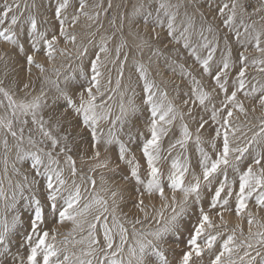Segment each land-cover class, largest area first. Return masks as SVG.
I'll list each match as a JSON object with an SVG mask.
<instances>
[{
	"label": "snow or ice",
	"instance_id": "snow-or-ice-1",
	"mask_svg": "<svg viewBox=\"0 0 264 264\" xmlns=\"http://www.w3.org/2000/svg\"><path fill=\"white\" fill-rule=\"evenodd\" d=\"M153 4L155 8L152 7ZM202 5L206 6L210 13L214 11L215 15H206ZM94 6L101 8L102 4L96 3ZM30 7L37 8L36 0H33L31 5L24 0L23 8H21V0H11V2L4 0L0 8V26H2L0 40L25 57L29 73L33 66L39 69L44 83L51 84L56 95L50 105L48 94L43 87L38 94L25 93L24 98L15 99L10 90L0 86V110H2L0 157L3 162V177L0 178V264H170L165 251L166 247L172 248L169 238L180 232L181 222L192 205L198 209L197 223L189 234L186 250L181 251L177 264H204L206 251L209 254L207 264H237V260L232 257L241 248L244 251L243 255L239 256V264H264V232H253L252 225L258 221H255L251 212H248L247 237L237 243L236 229H240L243 236V229L237 224L232 233L223 240L220 250L213 251V246L221 233L212 234L208 230L221 226L226 228L227 223L223 213L218 212L216 215L220 218V224H216L202 204V188L212 185L213 180L219 175L223 180L219 181V186L211 197L209 209L219 206L225 211L229 210V200L233 196L236 200L238 217L248 208L250 199H254L259 208H264V119L261 120L259 132L254 133L243 146H230L228 129L233 109L246 113L243 102L238 99V93L243 92L246 98L255 100L264 110V85L257 87L256 84H252L249 88L246 80L249 47L260 54L259 58L251 59V65H264V0H140V3L134 6L132 16L140 17L145 26V33L148 32L149 25L151 26L149 39L158 42L167 40L169 43L181 45L200 66L202 75L211 77L216 87L225 94L221 102L222 110L226 111L223 122L218 119L221 109L213 106L210 116L213 122L220 125L216 129V136L208 141L214 155H210L201 147L204 143L202 130L205 129L208 121L203 116L197 119L194 109L199 107L207 110L215 88L206 91L201 81L186 69L184 64H177L176 61H171L169 64L166 58L165 63L169 69L175 71L178 67L180 75L190 77L193 85L190 92L185 94L187 98L183 100V107L187 111H178L168 99V93L155 80L149 78L148 68L137 63L136 71L139 79L143 81L142 104L149 113L144 122L147 135L139 130L133 135L131 128L125 132V125L130 124L128 117L138 111L137 105L129 97L127 105L121 102L120 115L112 118L111 106L107 103L112 97L107 96V99H104L107 89L101 90L103 77L101 68L104 66V61L100 54L109 52L108 41L112 37H101L99 51L94 54V59L90 60L88 71L81 70L79 78L64 76V86L61 87L59 70L53 66L52 71L56 73L57 79H49L45 75L47 69L37 61L36 56L42 51L43 46L44 55L48 62L52 63L60 38H63L66 44H76L77 37L67 31L65 27L67 17L63 16L64 10L69 7V0H56L54 16L59 22V31L58 33L53 31L51 35L48 30H39L37 18L31 11L22 19L24 11ZM86 7H88L86 0H79L78 13L95 21L100 13L96 12L95 16H89L85 11ZM108 8H111L110 2ZM79 14L72 16V26L78 22ZM217 19L219 24L216 23ZM25 23L28 25L27 31L22 26ZM193 36L197 37L195 42ZM22 37L29 41L30 51L25 49ZM140 38L142 45L149 44V39L142 36ZM221 42L222 55L219 61H215L214 57ZM233 42L242 49L238 51L235 61L232 54ZM88 43L91 44V40ZM124 46L125 42L121 38V43L115 49L117 59L120 58V51ZM201 50H205L207 54L202 56ZM59 51L61 55L68 54L66 49ZM88 51L86 45L77 48V59L87 56ZM156 54H159L158 49L154 52V55ZM8 56L7 50H0V60ZM124 60H127V54ZM236 65L239 68L232 82L233 90L229 94V70ZM258 71L264 72V67H259ZM119 73L122 78L123 62L120 64ZM2 83L0 81V84ZM108 84L111 85L110 78ZM120 87L121 79L118 78L116 88L112 91ZM24 88H29V84L26 83ZM49 109L48 115L45 116V111ZM252 111H256L255 105ZM186 115L197 124L195 144L200 155L197 161L200 172L197 174L193 171L192 179L187 181L186 176L191 163L186 155L171 159L166 176L158 166L160 161L166 159L162 154L165 151L169 157L177 146L186 151V145L193 137L189 125L183 123ZM178 118L182 122L180 138L170 141L165 150L162 148V140L169 136ZM101 122L109 123L107 130L101 126ZM74 127H79L80 132H77V136L81 140L84 139L82 135L84 130H87L91 138L92 155L89 159L97 163L89 168V173L95 172L97 168H106L120 175L121 180L126 183L134 181L135 192L139 197L134 207L145 213V219L148 215L144 208L145 193L149 196L158 194L164 202L162 208H170L171 215L165 216L163 211L158 212L159 219L154 217L157 227L151 230L137 229L136 225L142 223L139 218L129 220L128 223L132 225L133 240V243L129 244L128 228L117 215L120 201L124 200L119 189L110 190V196L106 199L96 192L95 178L80 172V180L90 186L94 193L91 199L81 204L82 184L76 183L78 169L76 160L71 155L73 148L70 139L73 138ZM221 130H223L222 149H217L216 139L221 136ZM121 133L127 136V140L122 138ZM137 143L147 165L143 177L141 165L132 149ZM114 145L118 147L116 161L108 156L101 159V148L104 153H108ZM13 152L15 159L11 163V172L13 176L19 177L15 181L8 175L9 156ZM246 154L251 157V162L247 164H245ZM60 157H63V164L73 178L71 187L68 186V179L64 175L65 167L61 166ZM24 163H29L27 171H21L17 167V164ZM121 163L127 166L126 173L121 169ZM229 168L238 174V191H235L229 183L227 173ZM5 180L7 188H5ZM41 180L44 181L43 202L40 195ZM165 188L171 193L170 197L166 195ZM88 190V187H83L84 192ZM177 193L180 194L179 199ZM21 201H25L32 209L31 228L17 250L12 252V236L17 226L22 223L18 209ZM45 208L48 210V215L57 223L70 221L73 225V233L86 231V235L78 240L73 237L71 241L73 248L76 245L81 246L78 253L69 251L67 247L57 246L55 228L50 230L43 228ZM88 215L92 216V220L87 219ZM62 243L67 245L69 241L65 238ZM21 249H26V253L22 254ZM253 251L255 255L252 254Z\"/></svg>",
	"mask_w": 264,
	"mask_h": 264
},
{
	"label": "bare ground",
	"instance_id": "bare-ground-1",
	"mask_svg": "<svg viewBox=\"0 0 264 264\" xmlns=\"http://www.w3.org/2000/svg\"><path fill=\"white\" fill-rule=\"evenodd\" d=\"M77 1L79 2V0H77ZM9 2H11V0H9ZM21 2H22L21 3V7H22L24 0H21ZM32 2H33V0L27 1V3L29 5H31ZM75 2H76V0H69V7L66 10H64L63 16L67 17V19L65 21V27H66L67 31L70 33H74L77 37L76 44L75 45H73L71 43L66 44L64 42L63 38H60L59 44L57 45V52L55 53V59L52 61V63H49L46 56L44 55L43 46H42V51L37 54L36 59L39 63L44 65L45 69H47V72L45 73V75H47L49 77V79L54 80L53 75H56V73L54 71H52L53 66L56 69H58L59 71L61 70V68L65 69L62 66L64 63H66L69 60L68 57L71 56L72 54H73L72 58L75 56L77 57V55H76L77 48H82V46L86 45L89 49L87 56L83 57L82 59L76 58V61L71 64V72H69L68 74L65 73L67 75L63 74L64 72H60V76L62 74V77L72 76L73 72H75L77 70L80 71V69H85L87 67V65L85 66V64H86L88 59H90V60L94 59V54L99 51V44L101 42V37H112V39L108 41L109 52L107 54L101 53L100 55H101V59L104 61V66L101 68V70L107 71L108 76H106V77H107V79H109V78L111 79V85L106 84L105 87H107V89L109 88L110 92H111L112 89L116 88V80L118 78L121 79V87L119 89H117L116 91H114L116 98H112L113 99L112 102L114 101V103L116 105V108H114L115 109L114 114H116V112H119V115H120V104H121V102H123V103H125V105H127L129 97H131L133 99L134 103L138 107V111L134 115H131L128 117L130 124L125 125V132H127L131 128L133 131V135H135L137 130L142 131L145 133V135H147V129L144 126V122H145L144 117L141 115V114H143V112L140 114V111L143 109H142L141 105H139L140 103H137L139 101V99L143 98L140 95H138V92H139L138 89L139 88L142 89L143 81L139 79V74L136 71L137 63L143 64V65H145L146 68H148L149 78L155 80L160 85V87L162 89L165 88V91L167 89L166 92H168V95L171 96V100L175 104H178L180 102V104L176 105L177 107L180 108L179 109L180 111H183L185 109L183 107V100L186 99L187 96L185 95L183 97H180L178 102L176 101V98L179 96V92L180 93L182 92L184 94L190 92V89L193 86L192 81H191L190 77L181 76L180 75V69L178 67H176L175 65H172V67H176V70L171 71L169 69L168 65L165 63L166 58H168L169 64H171V61H176L177 64H184L185 68L188 69L189 71H191L192 74L194 76H196V78L198 80L201 81V85L203 86V88L206 91L209 90L208 85H207V83L209 82V80L207 81V78L209 79V77L207 75H202V70H201L200 66L194 62V60L191 56L188 55L187 50L183 49V47L181 45L169 43L167 40H164L163 42H158V41L149 39L151 36V26L149 25L148 32L145 33V31H144L145 26H144L142 20L140 19V17H138V16L133 17L132 16L134 6L138 5L140 3V0H86L88 7L85 8V11L88 13L89 16H95L96 12L100 13L99 17L95 21L89 20L88 17L83 15V14H79L78 13L79 4H77ZM109 2L111 3L110 10L108 8ZM46 3H47L46 0H36L37 8L33 9L30 7V10L32 9L31 12L37 18L39 30H41V31L48 30L49 35H51L53 31L58 33L59 22L55 19V16H53V15L49 16L51 11H50L49 5L46 6ZM96 3H101L102 7L96 8L94 6ZM1 4H4V0H0V8H2ZM152 6H153V8H155V4H153ZM201 7H202V10L206 13V15H209V16L215 15V12L213 11L210 13L206 6L202 5ZM107 9H108V12H107ZM109 11H111V12H109ZM190 11H191V9H190ZM181 12H183V9H181ZM114 13H116V15ZM120 13H126V17H125L123 22L119 20ZM28 14H29V12H24L22 19L24 17H27ZM77 14H79V20L74 26H72L71 25V18L73 15H77ZM113 21H114V23H113ZM197 23H199V19H197ZM216 23L219 24V19H217ZM121 24H123L122 28H121ZM22 26L24 27L25 31H27L28 26H26V23ZM0 28H2V26H0ZM223 31H225V30H223ZM137 33H139V35H137ZM141 36L144 37L145 39H149L148 45H142V41L140 38ZM121 38L125 42V46L121 48L120 58L117 59L115 49L121 43ZM21 39L25 45V49L27 51H30L29 41L24 37H22ZM192 39H193V42H195L197 40V37L193 36ZM89 40H91V44L88 43ZM233 44H235V43H233ZM165 45H167V47H165ZM235 45L239 46L238 44H235ZM141 48L143 49L142 53L140 52ZM59 49H66L68 54L67 55H61ZM157 49L159 50V54L154 55V52ZM235 49H233V50L235 51ZM0 50H7L9 52V56L5 58L4 62L0 63V80L3 82L2 84L6 87V89H9L10 92H12V94H14V97L16 99L24 98L25 93H30V95L38 94L41 87L44 88V90L47 92L48 95H51V98L56 95L55 90H53L54 88L51 87L52 85L44 83L43 76L41 75L39 69H37L33 66L31 69V73H29L28 65L26 63L25 57L22 54H18L16 49L12 48L10 45H8L4 41L0 40ZM222 51H223V43L221 42L220 48L214 57L215 61H219V59L222 55ZM125 54H127V60L126 61L124 60ZM206 54L207 53L205 50H201L202 56H204ZM249 55H251V54H249ZM253 55L254 56L251 55L249 57L248 69L253 68V67H257V68L264 67V65H256V66L251 65V59L252 58H254V57L259 58L260 57V56H255V54H253ZM234 56L235 55H233V60L235 61L237 59V57H234ZM113 61H115V63H113ZM121 62H123V77L122 78L120 77V73H119V68H120ZM88 67H89V65H88ZM238 68H239V66L236 65L229 70V94L233 90V83L232 82L235 79L236 73L238 72ZM214 71H215V67H214ZM253 72L251 70L246 71V80H248L250 77V80L247 81L248 87L250 88L252 84H256L257 87H259L260 85H264V77H261V78H263V79H261L258 77V75H260V74H257V77L254 78L253 75L255 76V74H253ZM157 73H160V74L158 75ZM135 78H138L139 81H136ZM133 80H134V84L130 85ZM26 83L29 84V88H27V89L24 88V85ZM129 85L131 86L130 88L127 87ZM209 87H210V85H209ZM210 88H212V87H210ZM133 90H134V94H133ZM220 93L223 96L225 95L221 91H219L218 93H216V92L213 93L211 102L208 103L209 112L212 111L213 106L216 109H219V107H222V105L221 106L218 105V95ZM257 94L259 95V93H257ZM30 95L28 98H30ZM238 99L243 102L244 107L246 109V113H240L238 109H233V117H232L233 121H236L238 123L234 124V127L232 128V130L235 129L236 127H238L237 129H239V127H240L239 125H241L240 123H242V121H244V120L245 121H249V120L253 121L255 119L260 118V115H261L260 113H261V111L263 112V110H261V108L256 104V101L251 100L249 98H246L244 96L243 92L238 93ZM48 102L50 105L52 104V101L51 102L48 101ZM254 105L256 106L255 112L252 111V107ZM0 111H2V110H0ZM49 111L50 110L45 111V116L48 115ZM205 111L203 109L197 107L194 109V115L197 116V119L200 116H203V118L205 119L206 115H207ZM113 117H114V115H113ZM233 121H232V123H234ZM102 123L103 122H101V126L105 130H107V128L110 126V125L108 126L109 123H107V126L104 125L106 122H104L103 124ZM181 123L182 122L178 118L172 126V128L176 129L175 134L173 133V136L175 135L177 137V139L180 138V132H181L180 125H181ZM183 123H187L189 125V128L191 131H193V129H196V127H197V124L193 120H191L187 115L185 116ZM241 127H243V126H241ZM209 131L210 130L206 125L205 129L202 130L203 140L209 138V136H208ZM229 131H230V129H229ZM240 132H239V130L231 132V135L229 134V142L231 141L232 138H234V137L237 138V136L241 135L242 133H240ZM210 134H211V131H210ZM121 136L123 139L127 140L126 135L121 133ZM73 137L75 138L76 136L73 135ZM74 140H76V139H74ZM74 140L72 139V141H74ZM173 140H175V139H172V141ZM76 141H78V140H76ZM85 141L87 142V140H85ZM238 143H240L238 140L231 141L230 146L236 147L237 145H239ZM168 145H169V142H168ZM190 145H191V143H190ZM138 148H139L138 146H135L132 149H133V152L135 153L137 159L140 161V157H138L139 156V153H138L139 149ZM73 149H74V151H77L76 153H74L75 159L76 160L78 159L77 163H81L83 165V167L87 168L88 171H89L90 167H92L95 163H97V161L89 159V157L92 155V149H91L90 143H88V142L87 143L82 142L81 144H80V142H79V144L75 143ZM188 149H190V147ZM172 151L173 152L176 151V154L178 153L177 148L173 149ZM183 151H184V149H183ZM173 152L171 153V155L173 154ZM72 155H73V153H72ZM105 156H108L113 161H116L117 153L114 152V149L112 150V148L109 149L108 153H104L103 148H101V159H104ZM174 157L175 156H173L172 158H174ZM187 157H188V155H187ZM79 158H80V160H79ZM10 159H12V160L15 159L14 152L12 154H10L9 160ZM61 166L64 167L63 160H61ZM195 166L197 167L196 164H195ZM109 167H112V165H109ZM121 169H123L126 173L127 166L125 164L121 163ZM66 172H68V171H66ZM92 173L94 174V177L96 180V192L100 196H103L104 198L107 199L110 196V190L119 189L122 192V194L124 196V200L120 201V208L118 209V211H120L124 216H125V214H127V216H135V217L139 218L140 215L145 214L144 212H140L136 207L132 206V202L136 203V201L139 199V197L137 196V194L134 195V192L130 191L132 189V187H129V185H128L129 183L125 184V182L121 180L120 175L114 174L113 172L109 171L106 168H97L96 171L92 172ZM144 173H145V171H144ZM8 175H9V178L13 179L14 181L16 179H18L16 176H13V174L10 170L8 172ZM66 176L68 177V174H66ZM2 177H3V174L0 178H2ZM102 177H103V179H102ZM191 179H192V175L186 176V181L191 180ZM72 180H73V178H71V177L68 178L69 183ZM75 180H76L77 184H82V188L83 187L89 188V190L84 193L83 200H82L83 203L86 202L87 200L91 199V196L94 193L90 189V186L83 184V182H81L80 179L75 178ZM4 183H5V186H7L6 180ZM133 186H134V184H133ZM165 192H166V195H168L169 197L171 196V193H168L167 189H165ZM179 198H180V194L177 193V199H179ZM143 200H144L145 212H147V214H148L147 216L151 215L152 219H154V217L156 219H159V217L157 216V213L160 211H163L164 215L171 214L170 208H162V204L164 202L161 201L158 194H154L152 196H149V195H147V193H145L143 196ZM109 203H111V200H109ZM123 205H124V207H123ZM128 205H130V207L126 208V206L128 207ZM124 209H126V213H125ZM218 209H219V207H218ZM225 213L226 212H224V215H225ZM228 214L226 216L228 221H231V222L237 221L236 218H238V217H233L232 215H228ZM255 215H257V214H255ZM120 218H122V217H120ZM262 218H264V216H262ZM156 219H154V220H156ZM194 219H192V220H194ZM144 224H146V223H143V225ZM252 226L255 227V225H252ZM77 236H81V235H77ZM126 247H125V250L127 251Z\"/></svg>",
	"mask_w": 264,
	"mask_h": 264
},
{
	"label": "rangeland",
	"instance_id": "rangeland-1",
	"mask_svg": "<svg viewBox=\"0 0 264 264\" xmlns=\"http://www.w3.org/2000/svg\"><path fill=\"white\" fill-rule=\"evenodd\" d=\"M27 1H31V0H26V2ZM47 1V3H46V6L47 5H49V7H50V14H49V16L50 15H53L54 16V10H55V7H56V0H46ZM22 3V2H21ZM75 3H77V4H79V2L76 0V2ZM76 4V5H77ZM3 6V4H1V7ZM153 7V6H152ZM21 8H23V6L21 7ZM32 10V9H31ZM30 10V8L28 9V10H26V11H24V12H29V11H31ZM109 10H110V8H109ZM107 12H108V9H107ZM106 12V13H107ZM109 12H111V11H109ZM115 15H116V13H114ZM122 14V15H121ZM125 17H126V13H120V17H119V20L120 21H124V19H125ZM26 26H28L27 25V23H26ZM226 31V30H225ZM230 39H231V37H230ZM234 43V42H233ZM236 44V43H235ZM235 44H233L232 46L234 47H232V49H235V51L233 50V52L234 53H232L233 55H235L234 57H237V51H240V50H242L241 48H240V46H237V45H235ZM239 48V49H238ZM142 51H143V49L141 48L140 49V52L142 53ZM249 51L250 52H248V54L247 55H249V54H251L252 56H254L253 54H255V56H260V54L259 53H257L253 48H251V47H249ZM237 52V53H236ZM252 52V53H251ZM251 55H249V57L251 56ZM72 56H73V54L71 55V56H69L68 58H69V60L66 62V63H64L63 64V68H65V69H62L61 68V70L59 71V73L60 72H64L63 74H65V73H69V72H71V64L73 63V62H75L76 61V56L75 57H73L72 58ZM4 60L5 59H2V60H0V63L1 62H4ZM89 62H90V59H88L87 60V62H86V64H85V66L87 65V67L85 68V69H80V71L79 70H77V71H75V72H73V75L72 76H76L77 78H79V74H80V72H81V70H83V71H88V65H89ZM256 68V69H255ZM255 69V70H254ZM249 70H251L252 72H253V74H255V76L253 75V77L254 78H256L257 77V74H260V75H258V77L259 78H261V77H264V72H260V71H258V68L257 67H253V68H249V69H247V71H249ZM102 72H103V77H102V79H101V90L102 91H105V89H107V87H105L106 86V84H108V79H107V77L106 76H108V72L107 71H104V70H101ZM257 72V73H256ZM249 73V72H248ZM67 74H65V75H67ZM262 74V75H261ZM64 76V75H63ZM53 77H54V80H56L57 79V75H53ZM209 77V76H208ZM252 77V76H251ZM252 77V78H253ZM63 78L64 77H62V74H61V76L59 77V79H60V83H61V87L62 86H64L63 85ZM261 79H263V78H261ZM62 80V81H61ZM135 80L136 81H139V79L138 78H135ZM209 80V82L207 83V85H208V88H209V90L208 91H212V89H214L215 88V92L216 93H218L220 90L215 86V81L214 80H212L211 79V77H209V79L207 78V81ZM250 80V77H249V79L247 80V81H249ZM1 81V80H0ZM189 82V81H188ZM132 84H134V80L131 82V84L130 85H132ZM209 85H210V87H212V88H210L209 87ZM0 86H2V87H4V88H6L3 84H1ZM232 86V85H231ZM52 87V86H51ZM53 89V88H52ZM164 90H165V88H163ZM9 90V89H8ZM53 90H55V89H53ZM138 95H140L141 97H143V95H144V93H143V91H142V89L141 88H139L138 89ZM166 91H167V89H166ZM12 93V92H11ZM168 93V92H167ZM258 95V94H257ZM107 96H111L112 98H116V96H115V93H114V91H111L110 92V89L108 88L107 89V91H106V94H105V97H104V99H107ZM183 96H185V94L184 93H180L179 92V96L176 98V101L178 102L179 101V98L180 97H183ZM15 98V97H14ZM168 98L170 99V101H172L171 100V96L170 95H168ZM16 99V98H15ZM50 99V100H49ZM52 99H53V97L51 98V95H48V101H52ZM112 100L113 99H111V100H108L107 101V103H108V105H110L111 106V111H112V118H114L115 116H117V115H119V112H116V114H114V112H115V109L114 108H116V105H115V103H114V101L112 102ZM224 100V96L220 93L219 95H218V105H222L221 104V102ZM137 103H140L139 105H141V107H142V109L143 110H141L140 111V114L143 112V114H141L143 117H144V121H146L147 120V118H148V115H149V113H148V111H147V109H146V107L142 104V98L141 99H139V101L137 102ZM172 103L176 106V105H178V104H180V102L178 103V104H175L173 101H172ZM61 107H62V103H61V105H60ZM177 107V106H176ZM180 108L179 107H177V110L178 111H180L179 110ZM186 109V108H185ZM183 110L184 112H186L187 111V109L186 110ZM207 109H208V107H207ZM219 109H221V111L219 112V115H218V119H220V121H221V123L223 122V118H225L226 117V111H223L222 110V107H219ZM50 110V109H49ZM262 110V109H261ZM205 111V110H204ZM206 112V118H205V120H207L208 121V124H206L207 125V127L209 128V130L211 131V134H210V131L208 132V136H209V138H207V139H205L204 140V143L201 145V147H203L204 148V150L206 151L207 150V152H209V154L210 155H214V153H213V150L210 148V146H209V144H208V141H209V139L211 140L213 137H215L216 136V129L217 128H219L220 127V125L219 124H217V123H215V122H213L211 119H210V116H211V112H209V109L208 110H206L205 111ZM0 113H2V111H0ZM139 113V112H138ZM261 115H260V118H258V119H255V120H253V121H242V123H240L241 125H239L240 127H239V129H237L238 127H236L235 129H233L232 130V128L234 127V124H236V123H238V122H236V121H233V116L231 117V118H229V120H230V123H229V126H228V128L230 129V131H229V134L231 135V132H233V131H238L239 130V132L240 133H242L241 135H239V136H237V138L236 137H234V138H232L231 139V141H234V140H238L240 143H238L239 145H237V146H243V144L244 143H246L247 141L246 140H249L252 136H253V134L254 133H256V132H259V130H260V127H261V120L262 119H264V110H263V112L261 111V113H260ZM113 115H114V117H113ZM235 119V118H234ZM232 121L234 122V123H232ZM249 122V123H248ZM104 123V122H103ZM102 123V124H103ZM107 123L108 122H106L104 125L105 126H107ZM232 123V124H231ZM252 123V124H251ZM251 124V125H250ZM205 125V126H206ZM231 125V126H230ZM108 126H109V124H108ZM241 126H243V127H241ZM77 129V130H76ZM73 131H72V133H73V135H75L76 137L74 138H72L73 140L74 139H76V140H78L79 142H80V144L83 142V143H90L91 144V138H90V136L88 135V132H87V130H84L83 132H82V135H83V137H84V139L83 140H81L80 139V137H78L77 136V132H80L79 130V127H74L73 129H72ZM63 131V130H62ZM175 131H176V129L175 128H172L171 129V132H170V134H169V136H166V137H164L163 138V140H162V148H164L165 150L168 148V142H170V140L172 141V139H177V137L174 135L173 136V133L175 134ZM193 137H192V140H190L188 143H187V145H186V150L187 151H183V149H181L179 146H177V149H178V153L176 154V151H172L173 152V156H175L176 157V155L177 156H181V158L183 157V156H187L188 155V158L190 159V163H191V167H190V169L191 170H189V173L187 174V175H192L191 173L193 172V171H195L197 174H199V172H200V169H199V167L197 166H195V164L197 165V161L199 160V158H200V155H199V152L197 151V146H196V144H195V129H193ZM244 135V136H243ZM37 138H38V136H37ZM167 138V139H166ZM170 138V139H169ZM241 138V139H240ZM72 139H70V144H71V146H72V148H74V145H75V143H77V144H79V142L78 141H76V140H74V141H72ZM140 139H142V138H140ZM85 140H87V142L85 141ZM207 140V141H206ZM82 141V142H81ZM85 141V142H84ZM174 141V140H173ZM230 141V142H231ZM73 142V143H72ZM75 142V143H74ZM139 143V142H138ZM190 143H191V145H190ZM189 144V145H188ZM222 144H223V130H221V136L219 137V138H217L216 139V145H217V149H222ZM135 146H138V144H134L133 146H132V148L133 147H135ZM190 147V149H188ZM206 147V148H205ZM112 148V150L114 149V152H118V147L117 146H112L111 147ZM139 149V148H138ZM77 151H74V149H73V155H72V153H71V155L73 156V158L75 159V154L74 153H76ZM186 152V153H185ZM138 153H139V156L138 157H140V161H139V163H140V165H141V169H142V177L145 175V173H144V170H146V168H147V165H146V161H145V159L143 158V157H141L142 156V154H141V152H140V150L138 151ZM185 153V154H184ZM165 157H166V159H164V160H162V161H160L159 162V165L158 166H160L161 168H162V170H163V172H164V174H165V176L167 175V173H168V170L170 169V165H171V159H172V155L169 157L168 156V154H167V152L165 151L164 153H162ZM176 154V155H175ZM193 155V156H192ZM195 155V156H194ZM195 158V159H194ZM0 177L2 176V174H3V162H2V157H0ZM60 159L61 160H63V157H60ZM142 159V160H141ZM76 160V159H75ZM78 160V159H77ZM77 160H76V166H77V169H78V175H77V177H75V178H77V179H80L79 178V173L80 172H83L84 174H87V175H92L93 177H94V174L93 173H89V171L87 170V168L86 167H83V165L81 164V163H77ZM79 160H80V158H79ZM12 159H10L9 160V165H8V168H9V170L11 171V163H12ZM144 162V163H143ZM194 162V163H193ZM251 162V157H249L247 154H246V156H245V164H247V163H250ZM25 164V165H24ZM24 164H17V167L18 168H20L21 169V171H27L28 170V168H29V163H24ZM81 164V165H80ZM143 164V165H142ZM2 165V166H1ZM146 165V166H145ZM144 166V167H143ZM195 166V167H194ZM2 167V168H1ZM65 167V166H64ZM242 167H243V165H242ZM197 168V169H196ZM65 172H64V175H65V177L68 179L69 177H71L70 175H69V172H66V171H68L67 170V168L65 167ZM83 170V171H82ZM2 172V173H1ZM227 173H228V178H229V183H231L232 184V186H233V189L235 190V191H238V174L237 173H234L233 171H232V169H227ZM66 174H68V177L66 176ZM18 179H19V177H17ZM72 178V177H71ZM95 178V177H94ZM223 180V177L222 176H217V179H215V180H213V183H212V185H210V186H208V187H204V188H202V204H203V207H204V209L206 210V211H208L209 212V215L211 216V217H213V219H214V222L216 223V224H220V218H219V216H217L216 215V213H218V212H222L223 213V217H224V220L226 221V223H227V226H226V228L224 227V226H221V227H219V228H217V229H209L208 231H210V232H212V234H216V232H220L221 233V235L218 237V239H217V242L215 243V245L213 246V251H219L220 250V246L222 245V243H223V240L224 239H226L227 238V236L229 235V234H231L232 233V230L233 229H235L236 228V226L235 225H237V224H239L240 226H241V228L243 229V236L241 235V233H240V229H236V238H237V243H239L241 240H243V239H245L246 237H247V235H248V228H249V225H248V212H251L252 214H253V216L255 217V221H258V223H253V225H255V227H253L252 226V230H253V232H257V231H262V232H264V218H262V216H264V208H259L257 205H256V203H255V200L254 199H250L249 201H248V208L245 210V212L244 213H242L241 214V216H237L236 215V200H235V196H233L232 198H230V200H229V205H228V208H229V210H227V211H224L221 207H219V209H218V207L217 208H215V209H209V204H210V201H211V197H212V195H213V193H214V191H215V189L219 186V181H222ZM96 181V180H95ZM123 181V180H122ZM72 181H70V183L68 182V186L69 187H71V185H72V183H71ZM82 182V181H81ZM43 183H44V181L43 180H41V193H40V195H41V199H42V202H43V195H42V193H43ZM135 182L133 181V182H131V183H126L125 182V184H128L129 185V187H132V189L130 190L131 192H134V195L136 194V192L134 191L135 190V188H134V186H133V184H134ZM127 185V186H128ZM5 188H7V186H5ZM90 189H91V187H90ZM165 189H167V188H165ZM167 192L168 193H170L169 191H168V189H167ZM84 191H83V188H82V196H84ZM223 195V194H222ZM83 200V199H82ZM85 201V200H84ZM127 202V201H126ZM132 202V201H131ZM83 203V201H81V204ZM134 204H135V202H132V206H134ZM231 206V207H230ZM123 207H124V205H123ZM130 207V205H128V207L126 206V208H129ZM18 209H19V212H20V214H21V221H22V223L20 224V225H18L17 226V228L15 229V232H14V235L12 236V252H15L16 250H17V248L19 247V245H20V243H21V241H22V239H23V237L25 236V235H27L29 232H30V228H31V224H30V217H31V213H32V209L31 208H29L28 207V205H27V203L25 202V201H21L20 202V204L18 205ZM124 211H125V213H126V209H124ZM255 211V212H254ZM224 212H226L225 213V215H224ZM260 212V213H259ZM229 213V214H228ZM257 214V215H255V214ZM120 214V215H119ZM197 214V215H196ZM227 214L228 215H232L233 217H238V218H236L237 219V221H234V222H231V221H228L227 220ZM117 215L118 216H120V217H122V218H120V220H121V222L122 223H124V225H125V227H127L128 228V231H129V244H131V243H133V240H132V237H131V232H132V225L130 224V223H128V221L131 219V220H135V218H137V217H135V216H124L120 211H118L117 212ZM168 215V214H167ZM167 215H165V216H167ZM169 215H171V214H169ZM168 215V216H169ZM198 215H199V213H198V209H197V207L195 206V205H192V207L190 208V210H189V212L185 215V217L183 218V220H182V222H181V229H180V232L178 233V234H174L173 236H170V238H169V243L170 244H172V248H167L166 247V249H165V251H166V255L168 256V259H169V261H170V264H177V262H178V260H179V257H180V255H181V251L182 250H186V242H187V240H188V238H189V234H190V232H191V230L193 229V227L196 225V223H197V219H198ZM124 216V217H123ZM193 216V217H192ZM92 216L91 215H89V216H87V219L88 220H92V218H91ZM257 217V218H256ZM195 218V219H194ZM260 218V219H259ZM126 219V220H125ZM139 219L142 221V223L141 224H137L136 225V228L137 229H139V230H151V229H154L155 227H157V224H156V220H154V219H152V217H151V215L150 216H147V219H145V214L143 215H140V217H139ZM152 219V220H151ZM192 219H194V220H192ZM151 220V221H150ZM260 221V222H259ZM148 222V223H147ZM143 223H146V224H144L143 225ZM127 224V225H126ZM242 224V225H241ZM73 225H72V223L70 222V221H65L64 223H57L56 222V220H53L49 215H48V210H47V208H45V224L43 225V228L45 229V230H50V229H52V228H55L56 230H57V237H56V244H57V246L58 247H67L68 249H69V251H76L77 253L79 252V249H80V245H76L75 246V248H73V245H72V243H71V241L73 240V237H75V239H79V238H81L82 236H84V235H86V231L84 232V233H79V232H75V233H73L72 232V229H73V227H72ZM131 229V230H130ZM257 230V231H256ZM70 233H71V235H70ZM77 235H81V236H77ZM79 237V238H78ZM65 238H67L68 239V241H69V243L67 244V245H64L63 243H62V241H64L65 240ZM127 245H125V247H126ZM126 249H127V247H126ZM26 249H21V253L23 254V253H26ZM126 251V250H125ZM243 251H244V249L243 248H241L240 249V251L238 252V253H234L233 254V259H235V260H237V264H239V256L240 255H243ZM253 255H255V252L253 251V253H252ZM209 259V254H208V252L206 251L205 252V256H204V264H207V260ZM247 259V258H246Z\"/></svg>",
	"mask_w": 264,
	"mask_h": 264
}]
</instances>
